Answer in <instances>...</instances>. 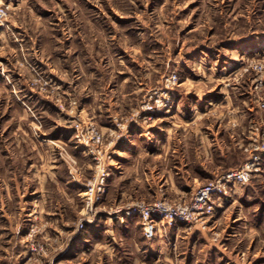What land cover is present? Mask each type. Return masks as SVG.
<instances>
[{
  "label": "rangeland",
  "instance_id": "rangeland-1",
  "mask_svg": "<svg viewBox=\"0 0 264 264\" xmlns=\"http://www.w3.org/2000/svg\"><path fill=\"white\" fill-rule=\"evenodd\" d=\"M0 8H7L0 21V133H25L41 141L46 134L63 132L66 138L60 143H45L62 164L64 179L70 177L68 168H74L75 175L80 167L83 181L73 201L56 199L64 202L57 218L49 213L50 206L43 205L41 210L39 202L33 203L23 251L15 264H168V258L172 264H264V168L223 199L216 210L217 224H212V216L205 227H174L181 236L203 232L192 253L181 239L172 243L167 259L163 252L169 249L154 252V239L144 241L146 250H152L143 252L136 236H121L116 222L109 220L124 218L127 206L136 202L163 198L175 202L192 196L181 198L164 184L168 175L164 145L153 154L143 146L145 152H139L136 160L128 155L133 162L122 169V179L138 173L144 177L143 172L132 170L135 161L153 166V172H146L143 188L126 181L123 186L114 183L121 171L115 170L120 167L112 148L126 141L111 142L126 131L121 127L154 91L163 88L172 73L179 77L172 92L175 102L178 95L197 116L204 114L186 126L189 132L208 133V125L225 120L232 108H226L224 99L238 107L240 140L248 135L239 163L244 162L253 129L264 130V74L254 69L264 64V0H0ZM119 71L124 75L119 76ZM259 76L263 85L255 89ZM121 77L128 79V90L139 83L145 90L135 94L140 102L136 107L107 122L103 113L98 117L103 112L104 90ZM208 100L221 106L203 108ZM172 114L140 120L131 133H166L163 128L173 123ZM77 125L80 130L92 126L102 135L103 144L95 147L97 161L77 146ZM182 129L176 123L175 130ZM145 143L152 147L151 139ZM98 166L106 168L110 177L103 198L89 204L84 194ZM152 177L154 191L147 185ZM120 186L135 200L113 205L109 199L122 198ZM115 210L118 214H113ZM109 223L112 237L105 232ZM3 257L1 263L8 264Z\"/></svg>",
  "mask_w": 264,
  "mask_h": 264
},
{
  "label": "crops",
  "instance_id": "crops-1",
  "mask_svg": "<svg viewBox=\"0 0 264 264\" xmlns=\"http://www.w3.org/2000/svg\"><path fill=\"white\" fill-rule=\"evenodd\" d=\"M122 72H118L119 76L124 75ZM127 82V78L121 77L119 78V82L106 86L102 104L103 112L100 111L98 117H101V113H103L106 121L110 122L114 116L123 114L140 103L137 97H134L138 92H143L145 88L139 83L134 85L132 90H128L129 83ZM176 97V111L170 117L173 123L171 126L163 128L167 131L166 133L158 131L157 134L149 136L142 132L136 133L134 131L126 143H116L113 146L112 154L115 160H118L117 163L120 167V169L115 168V170L121 171L118 174L119 177H115L114 183L117 182L123 186L126 181L128 182L127 185L135 183V188H143V182H147L146 172H153V166L147 167V165L140 164L139 162L135 164V161L132 170L134 172H143L144 177L138 173L132 179L126 177L122 179L125 176L122 173V169L126 168L127 164L129 165V163L133 162V160L131 161L128 158V155H133V157H136L134 160H136L139 152L145 150V148L142 149L145 145L147 146L146 151L150 150L151 154L154 153L155 149L158 148L160 150L163 145L165 146L162 152H165L164 155L168 156L166 165L168 175L164 180V184H167L168 191L174 192L181 196V198L192 195L195 189L200 187L205 181L214 179L225 171L236 169L240 165L242 147L245 145L248 135L245 140H240L238 131L241 115L238 107L233 105L232 100L224 99L223 101V103H226V108H232L230 115L225 117V120L216 121V123L208 125L206 127L207 130H210L208 133L202 131L192 133L188 131L186 126L190 123L195 124L194 122H197L204 114L197 116L198 112L190 110L187 101L180 99L178 95ZM217 102L215 100H208L205 102L203 108L220 107L221 104ZM91 104L93 103L90 102L89 107ZM96 117L95 115L91 118L95 121ZM176 123H179V126L183 128L182 131L175 130ZM44 137L41 141H36L30 134H17L11 131L6 134L0 133V264H3V262L1 263V256H4L3 258L7 257L8 264H15L14 260L17 254L23 251L22 238L30 226L29 218L32 213L33 203L39 202L41 210L43 209V205L46 208L50 206L52 210L51 212L48 210V212L51 213V216L57 218L62 214L64 202H58L56 199L66 198L68 202L73 201L75 191L79 189V184L83 182L79 174L80 167L77 168L78 172L75 175L74 172L76 170L68 168L70 177L68 179V176H66L67 179H64L62 164L57 163L58 159L53 155L52 147L48 143H45L54 141L60 143V141L66 138V135L61 132L60 134H46ZM149 139H151V148L145 143ZM156 155L159 156L161 154L158 153ZM151 181L147 185L151 184L148 188L153 190L154 177L151 178ZM118 194L122 196L121 199H109L113 205L135 200L129 199V196L121 190V186L120 190L118 189ZM109 195H111L110 191L107 198ZM154 195L157 197L158 192L155 191ZM52 199H55L54 203ZM235 202L236 200L232 199V204H235ZM215 218L217 219V211L212 217L214 221L212 222L213 225L217 224ZM109 220L116 222L118 225L117 230L121 236H129L132 237L131 239L136 236L139 239L138 241H141L143 245L146 244L144 243L146 240L141 233L139 218L137 216H128L120 219L119 217H112ZM111 227L105 229L108 236H111L113 233V228ZM179 230H176L174 227L167 228L165 231L159 230L151 246L155 250L154 252H162V250L169 249L168 252H163L165 254L164 257L167 259V256H170L169 252L170 248H172V243H177V240L181 239V243L187 246L189 252L192 253L197 242H200L204 238L202 237L203 232L200 231L192 234L183 233L185 235L181 236ZM206 243L203 245L205 246ZM138 244L139 242L136 245L137 247ZM137 247L136 249L139 251V247ZM143 247V252H149V249L152 250L151 247L147 250L145 245ZM180 260L183 259L181 258ZM168 262V264H172L169 258Z\"/></svg>",
  "mask_w": 264,
  "mask_h": 264
},
{
  "label": "built area",
  "instance_id": "built-area-1",
  "mask_svg": "<svg viewBox=\"0 0 264 264\" xmlns=\"http://www.w3.org/2000/svg\"><path fill=\"white\" fill-rule=\"evenodd\" d=\"M6 10L7 8H0V21L5 17ZM254 69L260 74H264V64L255 65ZM178 84V75L175 73L169 75L165 79L163 88L150 95L148 101L140 106L134 117L121 127L122 130L126 128V131L115 137L111 144L121 139L127 141L133 126L137 125L140 120L151 121L155 117L173 113L176 109V102L172 92ZM254 84L255 89L262 87L263 83L260 76L254 80ZM261 107L264 105L261 104ZM80 129V125L75 128L74 138L77 146L97 161L98 155L96 154L98 152H96L95 147L103 144L102 135L92 126ZM253 131L254 135L244 148L247 157L240 167L227 171L199 187L188 200L170 202L163 198L152 203L136 202L127 206L123 216L135 215L139 217L142 235L146 241H152L159 230L165 231L167 228L175 226L199 225L205 227L208 220L222 204L223 199L231 194L233 188L248 184L264 168V130L261 131L255 127ZM97 168L94 179L88 182L84 194L85 199H89V204L103 198L110 177L106 168L100 166ZM118 212L115 210L113 214H118ZM82 228L83 224H80V229Z\"/></svg>",
  "mask_w": 264,
  "mask_h": 264
}]
</instances>
